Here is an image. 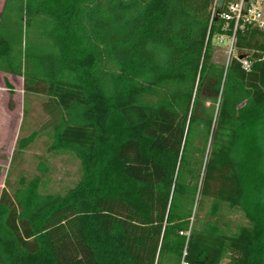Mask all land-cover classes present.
<instances>
[{"label":"trees","instance_id":"obj_1","mask_svg":"<svg viewBox=\"0 0 264 264\" xmlns=\"http://www.w3.org/2000/svg\"><path fill=\"white\" fill-rule=\"evenodd\" d=\"M232 1L4 0L0 73L48 99L80 179L43 193L39 158L7 183L0 264H264V31Z\"/></svg>","mask_w":264,"mask_h":264},{"label":"rangeland","instance_id":"obj_2","mask_svg":"<svg viewBox=\"0 0 264 264\" xmlns=\"http://www.w3.org/2000/svg\"><path fill=\"white\" fill-rule=\"evenodd\" d=\"M4 0H0V11ZM233 54V38L220 36L214 40V62L227 66ZM55 116L48 108V99L39 95H26L22 78L0 73V196L7 183L14 184L20 175L32 178L38 174L39 158H47L50 173L44 180L43 193H65L80 179L77 160L68 155L52 156L47 153L48 131ZM40 131L36 142L19 157L15 156L21 138ZM234 223L240 215L228 216ZM222 264H226L223 262Z\"/></svg>","mask_w":264,"mask_h":264},{"label":"built area","instance_id":"obj_3","mask_svg":"<svg viewBox=\"0 0 264 264\" xmlns=\"http://www.w3.org/2000/svg\"><path fill=\"white\" fill-rule=\"evenodd\" d=\"M228 12L224 18L227 21L235 20V29L252 25L264 31V0H234L228 5ZM242 63L245 70H250L249 62Z\"/></svg>","mask_w":264,"mask_h":264},{"label":"water","instance_id":"obj_4","mask_svg":"<svg viewBox=\"0 0 264 264\" xmlns=\"http://www.w3.org/2000/svg\"><path fill=\"white\" fill-rule=\"evenodd\" d=\"M223 4H224V0H220V2H219V7H222ZM240 60H242V59H240Z\"/></svg>","mask_w":264,"mask_h":264}]
</instances>
